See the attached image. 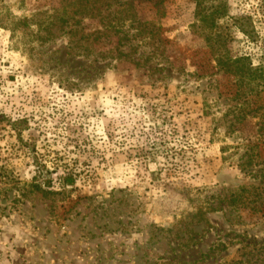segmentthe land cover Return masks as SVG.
Returning a JSON list of instances; mask_svg holds the SVG:
<instances>
[{
    "label": "rangeland",
    "instance_id": "obj_1",
    "mask_svg": "<svg viewBox=\"0 0 264 264\" xmlns=\"http://www.w3.org/2000/svg\"><path fill=\"white\" fill-rule=\"evenodd\" d=\"M163 4L136 10L165 57L98 62L68 43L98 18L0 0V264H264V87L214 60L264 71V0H205L204 29L195 0Z\"/></svg>",
    "mask_w": 264,
    "mask_h": 264
},
{
    "label": "trees",
    "instance_id": "obj_2",
    "mask_svg": "<svg viewBox=\"0 0 264 264\" xmlns=\"http://www.w3.org/2000/svg\"><path fill=\"white\" fill-rule=\"evenodd\" d=\"M69 1L74 4L73 14L91 19L98 18L100 24V28L88 32H84L82 29L79 32L72 29L68 31L70 38L68 43L70 46L72 45V48H77L82 55L88 56L91 53L95 58H99V60L95 59L98 62L107 59L110 61L131 60V55L136 53L139 47H152L154 57L158 58L161 55L165 57L164 47L160 49V46L164 43L162 36H160V26L152 20L140 19L136 10L137 5L148 2L152 4L153 9L155 8L156 14L160 12V14H164L165 6L163 0ZM195 2L196 15L202 29L207 26V20L211 21V26L213 27L215 19L223 16L222 10L218 6L213 8L210 13H207V10H210V8L205 7V0H195ZM58 10L54 9V13L52 14L53 20L50 22V25L57 22L58 24L61 23L60 26H64L67 23L65 19L67 12L66 10L61 12ZM210 15L211 19L209 18ZM10 24H13V20L9 19L7 14L0 12V25L9 28L12 27ZM242 32L247 33L243 29ZM48 33L52 36L50 31ZM77 34L79 37L76 39ZM126 47L129 50L128 52L124 51ZM215 52L216 57L214 60L216 66L235 77L239 86L245 84L246 92H252L255 88L259 89L260 84L264 87V71L259 67H253L251 63L247 62L248 59L246 57H232L218 48L215 49ZM243 96H247V93H243ZM251 164L252 161L248 160L247 165ZM64 181L72 184L70 176L65 177ZM43 183L49 187L51 181L45 179ZM33 187L36 190L42 189L41 183H34ZM223 264H241V261L230 260Z\"/></svg>",
    "mask_w": 264,
    "mask_h": 264
}]
</instances>
